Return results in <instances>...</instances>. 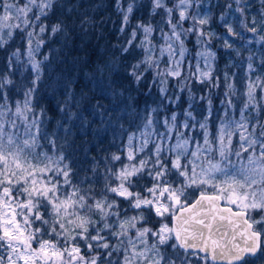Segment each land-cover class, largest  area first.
<instances>
[{"label": "snow or ice", "instance_id": "6c2138e0", "mask_svg": "<svg viewBox=\"0 0 264 264\" xmlns=\"http://www.w3.org/2000/svg\"><path fill=\"white\" fill-rule=\"evenodd\" d=\"M235 3L239 5L240 0ZM202 4L203 0H148L147 5L139 0H115V10L121 14L119 31L131 28L120 52L136 49L142 54L130 65L128 76L138 85L146 73L152 72V82H158L162 99L169 103L180 99L179 95L175 99L167 95L168 78H176L179 92H188L189 106L182 113L172 111L161 118L160 109L152 108L136 131L127 132L120 121L121 113L130 105L123 91L105 86L104 69L110 65L96 64L93 69L98 75L89 82L109 103L97 100L91 104L92 119L83 112L85 102L91 103V99L83 91L77 96L72 88L75 78L60 83L61 75L57 74L53 90L63 89L64 96L57 104L64 121L58 122V127L66 137L77 124L80 129H92L97 119L99 126L92 129L95 135L115 125L127 135L124 147L105 157L102 175L94 162L81 177L65 162L63 145L57 146L46 135L44 139L56 149L55 159L45 153L46 162L41 166L24 156L25 149L40 147L38 136L45 115L43 108L36 112L33 96L49 56L37 60L35 55L48 40L57 37L68 50L67 59L81 71L93 67L85 45L77 46L76 38H88L94 27L89 9L103 5H88L84 0H0V50L12 41L14 31L22 39L26 34L27 59L34 73L23 90V100L14 103L9 96L14 85L11 71L0 75V264H191L188 256L198 253H203L198 258L204 264H250V258L254 264L256 258L264 260V74L249 79L243 93L246 99L239 107L230 98L236 94L234 85L226 83L225 99L220 101L223 115L216 110L214 116L211 96H201L206 114L197 119L192 111L196 98L189 87L192 75L201 84L212 82V87H218V80L213 82L212 78L214 53L210 51L197 53L205 58L207 70H201L198 62L196 72L181 79L187 51L184 37L194 34L196 43L204 44L206 35L216 36L212 31L205 32L211 18L207 12L201 14ZM142 7L149 8L151 17L159 15L160 21L153 25L138 20L133 25V14ZM224 8L219 20L226 34L220 39L225 47H231L229 34L241 40L245 37L227 21L232 2ZM56 10L60 17L49 27L43 21ZM236 11L246 14L244 8ZM258 13L259 20L253 16V27L248 29L254 37L258 31L264 32V0H260ZM185 22H190L189 27L184 28ZM157 31L162 45L153 36ZM259 42H264V35ZM77 47L83 55L73 57ZM165 55L167 61L161 67ZM20 58L19 48L11 51L6 67L19 65ZM249 61V71H256L251 56ZM259 67L264 68V58ZM131 100L129 95L127 101ZM181 115L183 119L178 121ZM215 154L220 157L218 161ZM233 156L238 167L231 160ZM98 184L102 186L97 190ZM204 186H211L216 194L206 195ZM153 214L159 218L158 227L147 226Z\"/></svg>", "mask_w": 264, "mask_h": 264}, {"label": "trees", "instance_id": "16d2710c", "mask_svg": "<svg viewBox=\"0 0 264 264\" xmlns=\"http://www.w3.org/2000/svg\"><path fill=\"white\" fill-rule=\"evenodd\" d=\"M7 2L11 3L12 0H7ZM84 2L88 5H103L95 10H92L91 8L89 9L88 15L92 17L94 27L89 32L88 38L83 40H81L80 37L76 38L77 46L80 43L85 45V50L93 61V67L84 68L81 71L79 65H75L71 60L67 59L68 50L57 37L48 40L44 47L41 48L40 52L35 55L37 60H42L44 55H48L49 61L42 65V78L41 81L38 82L37 92L33 96V104L36 106V112L39 113L40 108L45 110V115L41 117L42 123L38 136L40 147L25 149L24 152V156H26L33 164H41V166H43L41 162L44 161L45 153L48 156H52L54 159L56 158V149H53L44 137L46 135L55 140L56 130L58 129L57 127L55 128V126L58 122L64 123L61 113L57 110V104L64 99L63 89L57 87L55 91L53 90V82L56 79L57 74L61 75L60 83L75 78V83L72 85V88L77 96L83 91L85 96L91 99V103L85 102L83 112L88 119H92L89 115L92 111L91 104H94L97 100H100L104 104H108L109 100L101 99L99 89H96L89 81L90 78H94L98 75L93 71L96 64L101 66L106 64L110 65V67L104 69L103 77L105 86L110 84L111 87L109 90L117 89L123 91L125 101L130 105L121 113L122 119L120 121L127 132L136 131L137 126L142 124V117L146 116L148 111L152 108H159V114L162 118L164 115H170L172 111L182 113L184 109L189 106L188 92H186L187 90L179 92V89L176 86V78L169 77L167 85L169 89L167 93L168 96L173 99H175L176 95L180 96L179 101L175 103H169L167 100L162 99L161 93L158 91V82H152V72L146 73L144 79L138 85L132 82L127 74L128 69L142 54L136 49L131 50L127 54H122L120 52V46L125 43L131 28L126 29L124 33L119 31L121 26V14L115 10V0H84ZM139 3L147 5L148 0H139ZM245 4L251 5V7H246ZM217 5V0H203L202 7L200 8V12H203L206 8L208 10L211 9L210 12L208 11L211 18L210 24L205 25L204 28L206 33L208 31L214 32L216 34L215 38L206 35L204 39L207 42L204 44H197L196 35L191 34L190 36L184 37L187 51L185 52L184 63L181 67V79L185 75L194 74L198 62L201 70L202 67H204L201 64L202 58L197 56L198 52L210 51L214 53L211 67L212 78L213 82L218 80V87H212V82L201 84L196 75H192V79L189 81V87L196 98L193 102L192 111L197 116V119H202L206 114V102L199 99L201 96H211L214 116L216 110H219V115H223V106L220 101L225 99V76H227V78L229 75L233 76V82L231 84L234 85L236 94L230 98L237 107H239L243 103V100L246 99L243 95L245 91L242 89L244 86V78L247 74H249V76H252L253 74V72L249 70L245 73L242 72L239 58L246 53L247 46L245 42L251 40L247 32H250L248 29L253 27L251 23L252 17L254 16V12L258 13L260 0H240L239 5L235 3L234 7L236 6V8L234 9L231 25L235 32L242 33L245 39L241 40L238 36H231L229 34L231 47H225L224 41L220 39V37L226 34V28L219 20L221 9H219ZM238 7L244 8L246 14L242 15L239 11H236ZM81 11H83V9H81ZM0 16H3L2 11H0ZM59 17L60 12L59 10H56L43 22L50 27ZM160 19L159 15L151 17L149 15V8L142 7L134 12L132 24H136L138 20H143L144 22L150 21L153 25H156ZM242 21L243 23H241ZM9 22L18 23V21L15 20H10ZM189 23L190 22H185L184 28L189 27ZM245 25H247V28H245ZM164 30L165 32L169 31L167 25H164ZM28 31H33V29H28ZM153 36L158 44L163 43L158 31L154 32ZM45 38L47 39V34H45ZM27 40L28 37L26 34L22 39L18 31H14L12 41L5 46V49L0 50V75L11 71L10 78L14 81V85L9 89L10 101L13 103L18 99L23 100V90L25 86L30 85L31 80L34 78V73L31 70V65L28 63L26 54L28 48ZM34 46L35 39L33 38V47ZM17 48H19L21 52L19 65L14 64L12 69H8L6 67V56ZM234 52H237L240 56H234ZM82 55L83 51L78 47L72 51L73 57ZM254 55L251 63L253 65L257 58V63L259 65L261 60L260 56L256 54ZM162 64L163 61H161V67L164 66ZM84 73H87L88 75L85 76ZM17 89L20 91L17 92ZM129 95L132 97L131 101H127ZM29 118L31 119V114H29ZM182 119V115L178 116V121ZM98 126L99 120L97 119L96 123L92 125V129H95ZM92 129H79L77 124L72 127V134L70 136H65V139L60 142L55 140L57 146L63 145L64 154L67 157L65 162L69 163L70 166L73 167V170L78 172L80 176L85 174L84 170L87 167H89L90 170L94 162L98 164V171L101 170L99 167L102 165L105 166V155L108 157L110 152L117 153L118 149L123 148L127 143V135L122 134L119 125L108 126L107 131L101 132L99 135H95ZM160 130L163 131L162 126ZM235 144L236 139L234 138L233 145L235 146ZM20 146L23 147V144L21 143ZM246 155L247 154H245V156ZM219 159V155L215 154L214 160L218 161ZM231 160L234 164H237V167L239 166L236 157H231ZM90 174H92L91 171H88L87 175L89 177L92 176H90ZM203 189H205L204 191L206 192L213 191V188H205V186ZM67 191L70 192L71 189H67ZM129 215H134V213L129 212ZM158 220L159 218L154 217L153 214V218L149 220L147 226L158 227ZM68 227L71 228L72 226L68 225ZM198 257L199 256L196 257L195 255H192V257L188 256L191 264H204V262ZM250 264H252V258H250ZM254 264H264V260L256 258Z\"/></svg>", "mask_w": 264, "mask_h": 264}, {"label": "rangeland", "instance_id": "374dc122", "mask_svg": "<svg viewBox=\"0 0 264 264\" xmlns=\"http://www.w3.org/2000/svg\"><path fill=\"white\" fill-rule=\"evenodd\" d=\"M220 0H217V2H218V8L219 9H221V13L222 12H224L225 11V8H224V5L226 4V3H228V2H232V9L231 10H229L228 11V15H227V21H228V23L229 24H231L232 23V16H233V14H234V9L236 8V6L234 7V5H235V0H227V1H220ZM246 5V4H245ZM208 13V9L206 8L203 12H201V14L203 15L204 13ZM254 16H256L257 17V20H259V13H257V12H254ZM221 22V21H220ZM222 24H223V22H221ZM248 33V35L250 36V38H251V40L249 41V42H245L246 43V46H247V49H246V53H244L243 55H241V57L239 58V63H240V65L242 66V72H246L247 70H249V68H248V65H249V57L251 56L252 58H253V56H255L254 54H256V55H258V56H260V59H262V58H264V42H259V39H260V36L261 35H264V32H261V31H258V34L254 37L253 36V33L252 32H247ZM191 34H189L188 36H190ZM163 44V43H162ZM161 44V45H162ZM176 47L178 48V43H177V45H176ZM206 52H208V51H206ZM234 56H240L237 52H234ZM257 56V57H258ZM201 58H202V60H201V64L204 66V67H202V70H206L207 68H206V64H205V58L203 57V56H200ZM177 59H179V57L177 56L176 57ZM162 61H163V64L162 65H165V62L167 61V55H165V57L162 59ZM260 64V63H259ZM211 67H212V62H211ZM253 68L254 69H256V71H254L253 72V74H252V76H249V74H247L246 76H245V78H244V86L242 87V89L246 92V83L249 81V79H251V80H254L255 78H256V76L257 75H260V74H264V68H261V67H259V65H258V63H257V58L255 59V63L253 64ZM228 74V73H227ZM233 82V76H230L229 75V77H228V80L226 81V83H232ZM243 91V92H244ZM187 92V91H186ZM244 92V93H245ZM259 97H260V92H259V90H257V99L259 100ZM244 101V100H243ZM67 125L65 124V127H66ZM58 128L57 130H56V141L57 142H60V141H62V140H64L65 139V136H66V134H65V132L63 131V128H60V127H58V124L55 126V128ZM80 129V128H79ZM48 138H50V137H48ZM51 139V138H50ZM110 154H112L111 152H110ZM110 156V155H109ZM105 157H107V155H105ZM119 166V165H118ZM86 169H89V167H87ZM99 169H101V170H99L98 172L102 175L103 174V172H104V166L102 165V166H100L99 167ZM85 174H83V175H81V177H83ZM92 174H90V176H91ZM221 179H222V177H221ZM85 187L87 186V183H85V185H84ZM98 186V189H99V187L100 186H102L101 184H98L97 185ZM212 188L211 186H205V188ZM203 190H205V189H203ZM206 192V191H205ZM210 193H215L214 192V190L213 191H210ZM198 194V193H197ZM195 197V195L192 197V198H194ZM93 219H96V218H93ZM190 257H192V255H189ZM196 257L197 256H199V255H195ZM189 259V258H188Z\"/></svg>", "mask_w": 264, "mask_h": 264}, {"label": "water", "instance_id": "95a60500", "mask_svg": "<svg viewBox=\"0 0 264 264\" xmlns=\"http://www.w3.org/2000/svg\"><path fill=\"white\" fill-rule=\"evenodd\" d=\"M205 194L206 195H214V194H216V193H209V192H205ZM198 198V194L194 197V199H193V201L195 200V199H197ZM221 203V206L223 207L224 206V203H223V201H221L220 202ZM171 226V225H170ZM226 239H230V237H227ZM237 239H239V237H237ZM193 250H189V253H191ZM199 255H203V253H198Z\"/></svg>", "mask_w": 264, "mask_h": 264}]
</instances>
